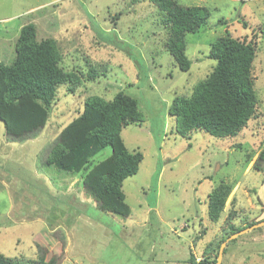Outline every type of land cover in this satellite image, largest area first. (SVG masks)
Instances as JSON below:
<instances>
[{
  "label": "rangeland",
  "instance_id": "obj_1",
  "mask_svg": "<svg viewBox=\"0 0 264 264\" xmlns=\"http://www.w3.org/2000/svg\"><path fill=\"white\" fill-rule=\"evenodd\" d=\"M177 1L210 11L207 24L186 35L188 71L167 50L164 13L149 0H0V61L14 60L21 27L33 22L38 40H56L60 66L80 77L58 87L37 137L8 142L0 121V253L38 264H192L191 254L218 259L219 248L205 252L210 242L264 221V0ZM226 35L256 47V114L234 136L196 129L182 137L171 102L212 72L210 45ZM120 90L137 97L145 117L121 131L128 149L143 153L138 172L123 181L128 216L104 211L84 172L47 162L87 97L109 100ZM110 154L107 146L91 162ZM221 181L233 187L213 221L208 198ZM220 264H264V225L231 237Z\"/></svg>",
  "mask_w": 264,
  "mask_h": 264
},
{
  "label": "trees",
  "instance_id": "obj_2",
  "mask_svg": "<svg viewBox=\"0 0 264 264\" xmlns=\"http://www.w3.org/2000/svg\"><path fill=\"white\" fill-rule=\"evenodd\" d=\"M149 1L164 13L163 23L169 27L167 50L179 68L188 71L191 60L186 54V35L198 32L207 24L208 7L183 5L177 0ZM15 50L11 63L0 61V121L4 123L7 141L22 143L37 137L47 124L58 87L66 83L78 85L80 77L60 66L62 54L56 40H38L33 22L21 27ZM208 57L216 61L212 72L195 84L191 95L174 96L169 107V114L176 118L177 133L182 137L188 138L196 129L220 138L234 136L256 114L257 95L252 77L255 45L220 36L211 43ZM96 77V71L90 69L88 79ZM144 118L137 97L125 90L118 91L109 100L91 95L86 98L82 112L62 129L47 162L74 174L84 172L83 183L101 208L128 216L131 207L126 202L123 181L138 172L143 153L130 151L121 131L131 123L144 122ZM107 146L111 147V154L93 164L91 159ZM259 159L264 161V148ZM232 187L221 181L209 193L211 220L220 219ZM254 223L245 224L237 232ZM226 239L210 242L206 254L220 248ZM190 261L192 264L217 263L216 259L210 261L206 256L196 262L193 254ZM0 264L38 263L0 253Z\"/></svg>",
  "mask_w": 264,
  "mask_h": 264
},
{
  "label": "water",
  "instance_id": "obj_3",
  "mask_svg": "<svg viewBox=\"0 0 264 264\" xmlns=\"http://www.w3.org/2000/svg\"><path fill=\"white\" fill-rule=\"evenodd\" d=\"M261 225H264V221H260V222H257V223H254L250 226H247L241 230H239L238 232H235L233 233L230 237H228L229 239H231V237H236L237 235L241 234V233H244L246 231H249V230H252L253 228H257ZM228 239V240H229ZM228 240H225L224 242L221 243V246L219 248V254H218V259H217V264H220L221 263V260H222V256H223V252H224V248H225V245L227 243Z\"/></svg>",
  "mask_w": 264,
  "mask_h": 264
}]
</instances>
